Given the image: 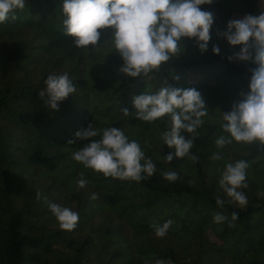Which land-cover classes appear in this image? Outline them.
Wrapping results in <instances>:
<instances>
[{
    "label": "trees",
    "instance_id": "16d2710c",
    "mask_svg": "<svg viewBox=\"0 0 264 264\" xmlns=\"http://www.w3.org/2000/svg\"><path fill=\"white\" fill-rule=\"evenodd\" d=\"M62 5L63 0H25L15 20L0 24V264H264V149L235 141L224 148L215 145L219 136L229 135L221 127L223 111L249 90L250 69L257 67L229 61L241 46L231 45L217 30L226 31L235 15L264 12V0L201 5L214 16L208 50L201 53L195 38H184V51L150 74L152 79L120 72L124 61L105 41L110 29L101 30L100 47L87 52L76 47L63 32ZM65 72L76 93L58 102V110L49 109L39 91L49 74ZM165 80L195 88L205 99L203 125L194 134L181 133L193 139L190 152L198 160L174 156L167 162L165 156L175 152L161 138L167 117L149 123L135 115L133 97L155 92ZM89 124L99 130L121 128L153 160L156 174L122 181L74 161L72 153L90 142L75 133ZM217 152L222 160L211 159ZM241 159L250 165L248 187L241 189L248 203L219 208L216 195L227 199L219 189L221 173L227 163ZM163 171H176L179 179L169 182ZM81 172L89 184L78 190ZM93 192L96 200L90 199ZM50 202L76 211L78 227L61 230ZM214 212L228 220L215 223ZM168 220L173 223L167 235L157 238L150 225Z\"/></svg>",
    "mask_w": 264,
    "mask_h": 264
},
{
    "label": "clouds",
    "instance_id": "9594fccd",
    "mask_svg": "<svg viewBox=\"0 0 264 264\" xmlns=\"http://www.w3.org/2000/svg\"><path fill=\"white\" fill-rule=\"evenodd\" d=\"M212 2L213 0H63V32L74 38L76 47L87 52L100 47L101 30L110 29L111 37L105 41L112 42L114 50L124 61L120 72L133 78L142 76L144 79H152L150 74L160 72L164 65L184 51V38H195L201 53L208 50L214 16L200 6ZM24 8L25 0H0V24L15 20L16 11ZM217 35L225 37L233 46H241L238 52L228 57L229 61L235 59L252 62L257 67L250 69L252 75L249 90L240 92L241 99L232 104L230 111H223L221 127L229 135L219 136L215 145L217 148H224L235 141L238 144H258L264 149V12L229 20L227 30L218 29ZM212 51L219 54V46L213 45ZM44 84L39 97L46 98L45 104L52 110H58V102L76 93V87L67 72L49 74ZM132 102L139 120L151 123L167 117L161 138L169 148H175L174 153L165 156L167 162L171 163L174 156L198 160L190 152L193 139L181 134L182 131L196 133L204 123L202 118L208 115L205 99L198 90L173 87L165 80L155 92L136 95ZM122 111L124 115H129L127 108ZM75 136L79 140L90 142L74 151L72 159L84 168L102 174L104 178L140 182L156 174V164L146 156L140 143L130 141L119 127L99 130L89 124L87 128L77 131ZM97 136L100 138L93 139ZM73 143L74 140H69V144ZM211 159L218 161L223 156L217 152L212 154ZM249 166L242 159L226 164L218 183L227 199L216 195L215 201L219 208L226 204L238 205L240 208L247 205V196L241 189L248 187ZM84 175L83 172L80 173L78 190L89 184ZM161 176L169 182L179 179L176 171H163ZM260 195L264 196V192ZM36 198H41L40 193H37ZM97 198V193H91V200ZM48 208L61 230L73 231L78 227L79 214L76 211L55 202H50ZM237 218L238 213L233 212L232 220ZM227 220L228 217L221 212L213 213L215 223ZM172 223V220H168L162 225L153 223L150 227L157 238H164ZM155 264H165V261L156 260ZM167 264H172V261L169 260Z\"/></svg>",
    "mask_w": 264,
    "mask_h": 264
},
{
    "label": "rangeland",
    "instance_id": "374dc122",
    "mask_svg": "<svg viewBox=\"0 0 264 264\" xmlns=\"http://www.w3.org/2000/svg\"><path fill=\"white\" fill-rule=\"evenodd\" d=\"M240 18H242V17L238 16V15H235V16L232 17V19H240Z\"/></svg>",
    "mask_w": 264,
    "mask_h": 264
}]
</instances>
